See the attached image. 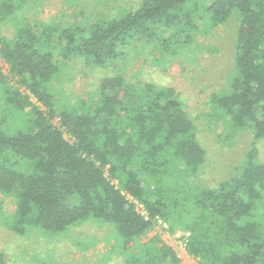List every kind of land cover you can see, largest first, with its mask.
I'll list each match as a JSON object with an SVG mask.
<instances>
[{
	"label": "trees",
	"instance_id": "obj_1",
	"mask_svg": "<svg viewBox=\"0 0 264 264\" xmlns=\"http://www.w3.org/2000/svg\"><path fill=\"white\" fill-rule=\"evenodd\" d=\"M22 2L0 0V20L13 18ZM231 16L238 26L229 90L210 97L215 115L200 121L224 139L249 129L252 143L238 174L197 188L205 150L175 90L132 82L123 72L134 44L169 52ZM159 24L166 34L155 32ZM14 30L10 39L0 33V58L27 91L6 86L0 114V194L14 201L12 232L59 235L86 222L110 225L123 264H178L158 237L136 243L160 220L181 232L197 264H264V164L256 160L264 138V0H140L135 11L87 34L36 19L15 22ZM71 56L115 68L97 84L93 109L62 105L53 91Z\"/></svg>",
	"mask_w": 264,
	"mask_h": 264
},
{
	"label": "rangeland",
	"instance_id": "obj_2",
	"mask_svg": "<svg viewBox=\"0 0 264 264\" xmlns=\"http://www.w3.org/2000/svg\"><path fill=\"white\" fill-rule=\"evenodd\" d=\"M139 3L140 0H23L20 12L16 11L13 18L0 20V33L10 39L14 36L15 22L29 24L36 19L40 25L72 27L87 34L92 26L105 24L135 11ZM237 26L236 16H231L224 24L199 29L190 43L176 46L165 53L156 45L143 48L139 47V43L134 44L132 60L123 72L124 77L132 82H148L175 90L194 124L197 141L205 150V161L194 183L197 188H215L238 174L252 143L249 129L233 133L231 139H224L217 136V129H210L200 121L215 115L210 97L229 90ZM153 28L159 35L167 33L163 24ZM134 52L139 54L135 55ZM114 70L113 66L102 70L86 65L83 58L71 56L62 61L53 91L62 105L93 109L100 100L97 84L104 77L111 76ZM0 74L6 78L0 80L1 114L6 86H10L7 91L17 89L22 94H27V91L17 86L9 76L8 66L1 58ZM29 97L33 104L39 106L33 97ZM29 110L26 107V111ZM54 123L58 124V120H54ZM64 138L69 139L66 133ZM256 160L264 164V138L257 143ZM128 200L144 214L141 205L129 197ZM14 209L13 199L0 194L1 264H123L120 241L112 226L86 222L59 235L29 229L20 236L7 226ZM154 237H158L160 244L164 243L173 250L179 259L178 264H197L186 253L181 232L171 233L167 224L160 220H156L154 228L136 243L146 245Z\"/></svg>",
	"mask_w": 264,
	"mask_h": 264
}]
</instances>
